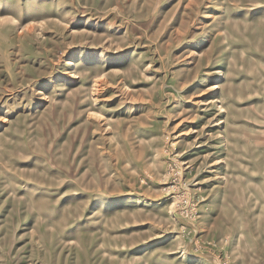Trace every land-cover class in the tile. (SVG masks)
Wrapping results in <instances>:
<instances>
[{
  "label": "rangeland",
  "instance_id": "obj_1",
  "mask_svg": "<svg viewBox=\"0 0 264 264\" xmlns=\"http://www.w3.org/2000/svg\"><path fill=\"white\" fill-rule=\"evenodd\" d=\"M0 264H264V0H0Z\"/></svg>",
  "mask_w": 264,
  "mask_h": 264
},
{
  "label": "bare ground",
  "instance_id": "obj_2",
  "mask_svg": "<svg viewBox=\"0 0 264 264\" xmlns=\"http://www.w3.org/2000/svg\"><path fill=\"white\" fill-rule=\"evenodd\" d=\"M71 62H72V61L70 60V62H69V63H71ZM211 86H212V85H211ZM211 86H210V87H211Z\"/></svg>",
  "mask_w": 264,
  "mask_h": 264
}]
</instances>
